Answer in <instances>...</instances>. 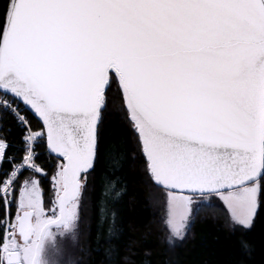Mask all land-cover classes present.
I'll use <instances>...</instances> for the list:
<instances>
[{
  "label": "snow or ice",
  "instance_id": "obj_1",
  "mask_svg": "<svg viewBox=\"0 0 264 264\" xmlns=\"http://www.w3.org/2000/svg\"><path fill=\"white\" fill-rule=\"evenodd\" d=\"M0 109L22 131L19 149L0 136V264H59L98 167L102 229L129 139L168 197L170 245L213 197L250 231L264 210V0H8Z\"/></svg>",
  "mask_w": 264,
  "mask_h": 264
},
{
  "label": "trees",
  "instance_id": "obj_2",
  "mask_svg": "<svg viewBox=\"0 0 264 264\" xmlns=\"http://www.w3.org/2000/svg\"><path fill=\"white\" fill-rule=\"evenodd\" d=\"M27 114L33 130H39L38 119L30 111ZM108 119L111 124L106 123V128L120 126L118 117ZM21 135V128L11 113L1 111L0 136L7 137L19 149ZM127 149L129 156L120 173L124 177L125 191L118 200L105 197L108 219L102 229L97 211L102 194L100 168L89 177L76 264H264V210L259 212L254 227L245 232L229 226L225 212L214 205L200 208L190 221L186 238L170 245L165 240L162 209L158 203V194L164 190L148 180L142 158L133 156L135 142L131 139ZM38 151L41 161L45 160V148L41 146ZM41 183L46 198L49 181L42 179ZM112 212L116 214L114 225ZM109 226L113 227L111 235L107 231ZM241 238L253 245L250 255L242 251Z\"/></svg>",
  "mask_w": 264,
  "mask_h": 264
},
{
  "label": "rangeland",
  "instance_id": "obj_3",
  "mask_svg": "<svg viewBox=\"0 0 264 264\" xmlns=\"http://www.w3.org/2000/svg\"><path fill=\"white\" fill-rule=\"evenodd\" d=\"M1 111H3V109H0V117H1ZM29 174L30 173L27 172L25 175H29ZM177 194H180V193H177ZM51 196H52V193L49 190L48 197L44 198L45 202H48V200L51 198ZM158 199H159L158 203L160 204L161 209H162V219H163V222H164V225H165V240L168 242V237H169V234H170V230H169V228L167 226L168 197H167L165 191H163L161 193L159 192ZM83 200H84V194H83ZM211 204H212V206L214 205V207H216L217 209L219 208V210L221 209L222 211L225 212L227 223L229 224V226L237 227V226H235L232 223L231 218H230V214H229V212L227 210V206L224 205L223 201H221L218 197H213V198H211ZM206 207L207 206H205V208ZM200 208L204 209V207H198V209H200ZM198 209L192 214L191 219H192L193 215L198 211ZM191 219H190V221H191ZM189 224H190V222H189ZM188 229H189V227H188ZM188 229H187L186 236L188 234ZM52 231H56V229L53 228ZM81 234H82V222L80 224V232H79V235H78V239H77V241L75 243H71L69 241H61V245L63 247V255L58 257L59 264H76V260L77 259L75 258V252L77 251V249L79 247ZM178 242H180V241H176L175 243H178Z\"/></svg>",
  "mask_w": 264,
  "mask_h": 264
},
{
  "label": "water",
  "instance_id": "obj_4",
  "mask_svg": "<svg viewBox=\"0 0 264 264\" xmlns=\"http://www.w3.org/2000/svg\"><path fill=\"white\" fill-rule=\"evenodd\" d=\"M8 5V0H0V17L6 13V7ZM37 119V117L35 116Z\"/></svg>",
  "mask_w": 264,
  "mask_h": 264
}]
</instances>
